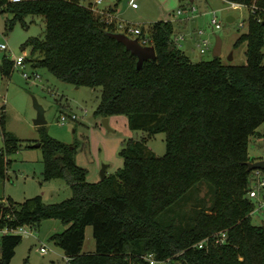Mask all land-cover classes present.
Returning <instances> with one entry per match:
<instances>
[{
	"label": "trees",
	"instance_id": "16d2710c",
	"mask_svg": "<svg viewBox=\"0 0 264 264\" xmlns=\"http://www.w3.org/2000/svg\"><path fill=\"white\" fill-rule=\"evenodd\" d=\"M225 1L249 11L246 32L234 43L247 44L244 65L220 57L191 61L173 41V22L158 20L147 28L156 59L137 70L136 58L107 35L116 33L114 26L79 0H0V11L12 15L9 29L27 15L45 22L44 38H30L21 47L41 55L32 66L77 88L99 90L95 116L125 115L131 130L147 138L163 133L165 141L158 157L146 137L127 139L118 151L122 167L89 182L86 168L76 163L79 143H63L41 129L42 177L66 180L71 196L51 204L39 196L20 204L2 200L0 230L7 233L0 237V264H10L21 242L13 230L47 219L67 225L53 237L65 264H149L147 255L161 264H264V226L251 222L247 167L255 161L248 152L250 138L259 136L264 123V0ZM13 65L3 56L0 71L9 77ZM0 135L2 181L21 142L6 130L3 107ZM200 184L209 187L212 204L198 207L192 227L176 236L173 222L161 225L158 217ZM88 226L95 251L83 254Z\"/></svg>",
	"mask_w": 264,
	"mask_h": 264
},
{
	"label": "rangeland",
	"instance_id": "374dc122",
	"mask_svg": "<svg viewBox=\"0 0 264 264\" xmlns=\"http://www.w3.org/2000/svg\"><path fill=\"white\" fill-rule=\"evenodd\" d=\"M109 1L116 0H102L103 4L101 6L105 8ZM131 1L137 4L136 9L130 7ZM127 3H129V6H127ZM192 6L196 8L193 14L190 11ZM117 7L118 12L121 13L118 16L124 22L132 25L139 24L145 29L148 28L150 23L158 20L169 19L173 21V38L181 32L176 28L175 20L177 18L189 19L192 16V18H195L192 22L195 31L198 29L204 30L210 41V46L204 54H200L195 46L194 49L188 46L194 43L191 40L194 35H191L190 39L187 36L188 38L185 41L180 42V49L189 54L193 62L207 61L213 58L212 51L215 38L218 36L222 42L220 58L224 63L235 66L246 63L247 44L242 43L240 46L234 47L238 36L246 32V20L249 14L246 7L233 9L230 3L225 0H194L193 2L190 0H121ZM178 9L186 11L177 16L176 11ZM214 16L221 25L220 29H215L210 24V20ZM229 16L234 18L232 23L226 22V18ZM11 18L10 13L0 11V44L7 46L5 50L0 49V66L3 56H7L11 60L23 56L25 67L23 69L20 67L13 68L9 77L4 76L0 71V108H4L6 130L21 142L17 152L9 157L10 162L7 167L6 178L0 181V203L2 200L5 202L9 198L15 204H20L28 198L39 196L43 203L51 204L61 202L71 196V189L66 180L43 179L41 149L27 147V145L31 144L32 146L39 143L41 129L63 143H79L76 156L79 165L89 170V175L86 177L89 182L101 180L100 169L102 165H107L103 161L106 156L102 147L106 142L103 137L114 141H108L105 144L118 142V151L127 139L141 140L146 137V146L156 156L160 157L165 153L163 133L147 138L145 132L134 131L129 128L125 115L111 116L107 122V128L104 127L101 123L102 117L93 114L98 104L99 90H91L86 87L77 89L75 86L57 80L46 68L32 66V62L39 60L41 55L32 53L29 46L24 49L21 47L30 38L39 40L44 38L45 22L40 15H27L22 22H16L9 29L8 21ZM241 23L243 26L239 27ZM187 43L189 44L187 45ZM262 52L264 56V47ZM230 53H232L233 59L227 61ZM22 72L29 76L37 74L39 78L25 79ZM34 100L44 109L46 123L40 126H36L33 122L37 115ZM70 113H75L77 120H68L62 124L60 116ZM257 131L259 136L250 138L248 152L249 156L255 161H264V123ZM95 132H99L102 139L99 135L96 137ZM125 133L128 134L127 137L123 136ZM119 137L124 139H119ZM2 147L3 141L0 135V148ZM117 150L114 156L121 162L122 167L123 159L118 155ZM115 166L117 165L114 164V159H111L110 168H115ZM260 179L264 180V170H260L259 179L252 171L249 176L250 189H255ZM211 199L212 195L209 187L205 184L196 185L163 211L159 215L158 221L161 225L173 222V233L178 236L184 230L192 227L193 217L199 208L211 206ZM251 201L254 204L251 222L254 225L264 226V207L259 208L258 201L255 198H252ZM66 227L67 225L60 220L47 219L41 221L37 227L25 226L26 233L18 230L15 234L21 236V242L15 248V254L10 264H65V255L62 249L57 246L53 237L63 232ZM2 234L4 232L0 230V237ZM41 248L44 249V252L40 251ZM94 251L95 241L92 237V227L88 226L85 229V239L81 252L87 254Z\"/></svg>",
	"mask_w": 264,
	"mask_h": 264
},
{
	"label": "built area",
	"instance_id": "2783aa9c",
	"mask_svg": "<svg viewBox=\"0 0 264 264\" xmlns=\"http://www.w3.org/2000/svg\"><path fill=\"white\" fill-rule=\"evenodd\" d=\"M12 2H19L21 0H10ZM80 4L88 7L95 15H99L101 16L102 21L106 24V25H113L115 32L116 33H122L126 36H128L131 39H135L141 46H150L151 45V40H150V36H149V32L145 31L144 27L139 25V24H135L132 25L130 23L124 22L121 18H119L118 15H116L113 12H108L107 7H103L101 6L102 4V0H79ZM231 7L233 9H239L240 7H242V5L240 4H235V3H230ZM130 6L132 8H137V4L135 2H132L130 4ZM244 7V6H243ZM184 9H178L176 11V15L180 16L183 12ZM196 10L195 7H190V11L193 14V12ZM192 17V16H190ZM210 24L215 28V29H220L221 25L219 24L217 18L214 16L211 18L210 20ZM243 24L241 23L239 25V27H242ZM196 36H197V49L200 52V54H204L209 46H210V41L209 38L206 37L204 30L202 29H198L196 30ZM187 38L186 34L183 33H179L177 36L175 35V37L173 38V41L175 43V45L180 48V42L181 41H185V39ZM7 48V46L5 44H0V49L1 50H5ZM13 66L15 67H20V68H24L25 67V58L23 56H18L16 58L13 59ZM22 76L25 79H38L39 76L37 74H32V76L27 75L25 72H22ZM76 121L77 120V115L75 113H70V114H62L60 116V122L63 124L66 121ZM256 177L259 179L260 178V170H255L254 171ZM264 180L260 179L259 182H257V187L255 189H250V191L248 192V197L250 199L255 198L258 201V206L259 208H263L264 207ZM263 193V194H262ZM262 194V195H261ZM22 231L23 233H26L27 230L24 229V227H20L16 230H13L12 232L16 233L17 231ZM4 233H7V230L4 229L3 230ZM224 234L221 235V237H223ZM218 242V241H217ZM204 243L201 242L198 247L200 248L202 246V244ZM41 252H44V249L41 248L40 249ZM145 260L149 262V264H161L159 262H157L152 255H147L145 257Z\"/></svg>",
	"mask_w": 264,
	"mask_h": 264
},
{
	"label": "water",
	"instance_id": "95a60500",
	"mask_svg": "<svg viewBox=\"0 0 264 264\" xmlns=\"http://www.w3.org/2000/svg\"><path fill=\"white\" fill-rule=\"evenodd\" d=\"M234 21V18L232 16H229L226 18L227 23H232ZM264 25V21L262 23ZM108 36L114 38L118 42L122 43L124 45V48L126 51H128L132 56L136 58V69L140 70L144 64L145 61L151 60L154 61L156 59V53L155 49L152 45L150 46H141L135 39H131L128 36L122 34V33H114V32H108ZM221 39L220 37L216 36L215 38V44L213 47V57H220L221 56ZM232 53H230L227 57V61H232ZM77 88V87H76ZM34 107L37 111L36 118L34 119V124L36 126H40L46 123L44 119V109L41 105H39L34 100ZM107 118H102L101 123L104 127L107 128ZM34 148H39L40 143H36L32 145ZM247 167L249 171L254 170H263L264 169V161L263 160H257L254 162H248ZM106 165H102L100 169V177L101 179H104L106 177Z\"/></svg>",
	"mask_w": 264,
	"mask_h": 264
},
{
	"label": "crops",
	"instance_id": "0c3cea01",
	"mask_svg": "<svg viewBox=\"0 0 264 264\" xmlns=\"http://www.w3.org/2000/svg\"><path fill=\"white\" fill-rule=\"evenodd\" d=\"M191 2H193L194 0H190ZM133 1H131L130 2V4L132 3ZM102 4H103V2H102ZM114 4H115V1H113V2H110L109 1V3L105 6V7H107V8H113V6H114ZM127 6H129V3H127ZM131 7V6H130ZM115 10H114V13L116 14V15H118L120 12H118V7L116 6V8H114ZM133 9H136V8H133ZM121 14V13H120ZM169 15V14H168ZM166 20H169V19H166ZM195 20V18H190L189 17V19H187V18H177L176 20H175V24H176V28L178 29V30H180L181 32L180 33H184V34H186L187 36H189V39L191 38L190 36L191 35H194V37H193V39H191V40H193L192 42H194L192 45L191 44H189V43H187V45L188 46H190V48L191 49H194V46L197 48V37L195 36L196 34V31H195V29H194V26H193V21ZM171 22H173V21H171ZM145 29V28H144ZM145 31H147V29H145ZM188 38V37H187ZM195 38V39H194ZM195 40V41H194ZM184 52V51H183ZM188 57H189V59L192 61V59H191V57H190V55L189 54H187L186 52H184ZM38 67V66H37ZM77 89H79V88H77ZM96 90V89H95ZM98 94H99V91H98ZM99 97V96H98ZM99 99V98H98ZM98 102H99V100H98ZM95 110V109H94ZM111 117H107V121H109V119H110ZM95 134H96V137L99 135L100 136V133L99 132H95ZM93 135V134H92ZM123 136H128V134L127 133H125V134H123ZM100 138L102 139V135L100 136ZM103 139H105V141L106 142H108V141H111L112 139H108L107 137H103ZM119 139H124V138H121V137H119ZM121 141V140H120ZM105 142V143H106ZM111 142H114V141H111ZM103 144V151L106 153V156L104 157V159L105 160H103L104 162H106L107 163V165H106V170H105V173H106V175H110V174H113V173H115L116 172V170H118L119 168H121V162L120 161H118L117 159H116V157L114 156V153H115V151L117 150V147H118V142H115V143H107V144ZM120 143V142H119ZM121 146V145H120ZM119 146V147H120ZM119 149V148H118ZM117 153H118V150H117ZM110 159V160H109ZM111 159H114V164L115 165H117V166H115V168H110V162H111ZM76 163L79 165V163H78V159H77V156H76ZM80 166V165H79ZM86 168V167H85ZM86 170H87V176L89 175V170L86 168ZM86 176V177H87Z\"/></svg>",
	"mask_w": 264,
	"mask_h": 264
}]
</instances>
